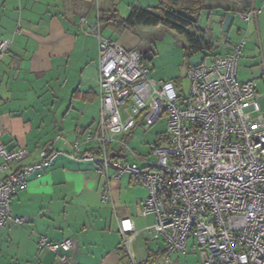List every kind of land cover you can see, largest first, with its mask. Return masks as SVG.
<instances>
[{
    "label": "built area",
    "instance_id": "built-area-1",
    "mask_svg": "<svg viewBox=\"0 0 264 264\" xmlns=\"http://www.w3.org/2000/svg\"><path fill=\"white\" fill-rule=\"evenodd\" d=\"M259 11L237 15L249 22ZM94 27L97 125L84 133L82 142L75 139L70 151L45 143L31 163H22L27 147L8 149L0 141V228L28 222L12 213V196L27 186L33 171L52 166L57 154H65L92 160L94 170L105 177L111 168L117 178L127 172L147 187L141 213L152 214L154 222L137 230L129 217L120 218L123 244L141 233L161 238L165 251L160 264H175V253L186 252L193 238L202 248V264H264V96L253 80L238 77L244 41L225 55L203 53L198 65L188 67L190 87L182 93L172 80L151 76L142 51L103 36L98 19ZM9 48L10 40L0 38V59ZM162 116L167 128L148 143V154L156 157L151 161L126 136L136 125L147 129ZM81 143L91 145V151L83 152ZM106 198L103 193L102 200ZM36 242L53 252L54 264L71 259L69 237L51 241L37 233Z\"/></svg>",
    "mask_w": 264,
    "mask_h": 264
},
{
    "label": "crops",
    "instance_id": "crops-1",
    "mask_svg": "<svg viewBox=\"0 0 264 264\" xmlns=\"http://www.w3.org/2000/svg\"><path fill=\"white\" fill-rule=\"evenodd\" d=\"M158 1L0 0V38L10 40L8 54L0 59V141L8 149L27 147L22 163L36 161L38 149L47 142L54 150L70 151L75 139L82 142L84 133L96 127L99 60L94 26L99 10L116 9L125 16L132 6L151 7ZM259 1L256 5L252 0L251 9L261 6ZM212 10L220 24L231 12L230 27L235 11ZM147 27L120 33L102 28V33L146 55L141 48ZM232 47L220 55L230 53ZM162 78L172 80L158 79ZM91 147L80 145L83 152ZM94 166L89 159L57 154L52 166L28 176L27 186L11 198L12 213L28 222L0 228V264H54L53 252L38 248L37 233L51 241L73 240L67 264H160L165 251L161 238L141 233L125 245L119 230L124 217L137 230L154 222L152 214L141 213L147 187L127 172L117 178L111 168L105 177ZM201 252L189 238L186 252L175 253L174 262L202 264Z\"/></svg>",
    "mask_w": 264,
    "mask_h": 264
},
{
    "label": "rangeland",
    "instance_id": "rangeland-1",
    "mask_svg": "<svg viewBox=\"0 0 264 264\" xmlns=\"http://www.w3.org/2000/svg\"><path fill=\"white\" fill-rule=\"evenodd\" d=\"M246 3L252 6V0H207V4L212 9H216L218 6L221 11L224 7L234 9V7ZM259 4L260 1L256 0V5ZM256 7H260L256 21L252 16L247 22L235 13L232 24L226 29H223L217 21L220 18L216 11L201 10L195 15L196 22L188 30L212 44L211 49L203 51L209 57L220 55L224 50L244 41L240 57L237 60L238 77L240 80H253L259 96H264V0H262L261 6ZM102 30L100 32L104 35ZM144 30L145 45L141 49L145 51L150 74L156 79L171 78L179 91L188 92L190 87V79L187 76L189 58L184 53V47L188 46L185 36L161 25L149 26ZM260 101L264 105L263 98H260ZM166 118V116H162L159 121L147 129L136 125L126 136L129 145L137 152L144 154L149 160L156 161V157L148 154V143L166 132Z\"/></svg>",
    "mask_w": 264,
    "mask_h": 264
},
{
    "label": "trees",
    "instance_id": "trees-1",
    "mask_svg": "<svg viewBox=\"0 0 264 264\" xmlns=\"http://www.w3.org/2000/svg\"><path fill=\"white\" fill-rule=\"evenodd\" d=\"M204 9H212L207 4V0H159L156 6H132L126 16H121L116 9H113L110 11L99 10L97 17L100 30L102 28H110L116 33H120L124 29L133 28L134 26L149 27L161 25L174 32L183 34L188 43V46L184 47V53L190 59L193 55L212 48L210 42L188 30L196 22L195 15ZM250 9L251 5L247 3L241 9L239 7H234V9L223 8L225 11H235V13H248ZM156 138L159 139V136Z\"/></svg>",
    "mask_w": 264,
    "mask_h": 264
},
{
    "label": "water",
    "instance_id": "water-1",
    "mask_svg": "<svg viewBox=\"0 0 264 264\" xmlns=\"http://www.w3.org/2000/svg\"><path fill=\"white\" fill-rule=\"evenodd\" d=\"M232 20V14L231 12H226L225 15H224V18L222 20V28L223 29H226L228 27V25L230 24V21ZM95 21V20H94ZM202 57H203V53H199L197 56H193L189 59V65L190 66H196L198 65L201 60H202ZM115 153H112V156H114Z\"/></svg>",
    "mask_w": 264,
    "mask_h": 264
}]
</instances>
